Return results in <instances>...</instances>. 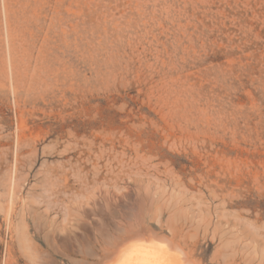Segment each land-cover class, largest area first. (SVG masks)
<instances>
[{"label": "rangeland", "instance_id": "1", "mask_svg": "<svg viewBox=\"0 0 264 264\" xmlns=\"http://www.w3.org/2000/svg\"><path fill=\"white\" fill-rule=\"evenodd\" d=\"M141 246L264 264V0H0V264Z\"/></svg>", "mask_w": 264, "mask_h": 264}, {"label": "bare ground", "instance_id": "2", "mask_svg": "<svg viewBox=\"0 0 264 264\" xmlns=\"http://www.w3.org/2000/svg\"><path fill=\"white\" fill-rule=\"evenodd\" d=\"M162 249V252L164 251L163 255L160 251L159 253H152V250L150 252H146L143 246L137 247L131 253H127L125 257L120 260V264H185L182 260L183 257L181 258L179 255L173 257L165 246H163Z\"/></svg>", "mask_w": 264, "mask_h": 264}]
</instances>
